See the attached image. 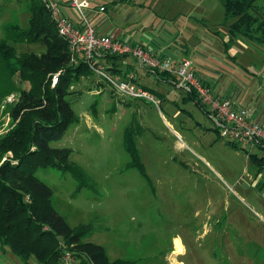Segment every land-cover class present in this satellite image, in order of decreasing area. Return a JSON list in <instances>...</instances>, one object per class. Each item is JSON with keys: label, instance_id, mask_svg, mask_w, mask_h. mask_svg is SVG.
<instances>
[{"label": "rangeland", "instance_id": "obj_1", "mask_svg": "<svg viewBox=\"0 0 264 264\" xmlns=\"http://www.w3.org/2000/svg\"><path fill=\"white\" fill-rule=\"evenodd\" d=\"M92 1L90 7L111 5L108 0ZM26 2L0 0V36L6 22L26 27ZM136 2L140 5L117 3L113 12L121 17L132 11L127 32L138 28L149 47L186 56L202 79H210L208 83L220 86L224 76L225 95L236 91L238 83L256 80L253 66L264 60V46L226 36L233 62L250 67L232 63L222 52L226 29L217 0ZM162 22L180 28L175 43L158 31ZM14 48L17 54L45 50L40 43H17ZM239 68L242 74L237 77ZM229 71L230 75L225 73ZM139 75H143L139 83L150 89L157 104L120 97L92 74L72 85L65 98L78 120L49 146L69 149V160L82 169L88 186L76 191L77 182L69 172L37 167L33 175L50 188L51 206L71 227L90 224L91 232L83 240L100 245L109 260L264 264V166L247 156L259 157L261 151L231 147L217 135L203 110L190 99L183 100L172 84L155 82L150 73L146 80L141 69ZM95 85L104 87L102 94L94 93ZM225 97L246 104L235 95ZM0 121L1 132L7 120L0 116ZM125 127L131 129L143 174L129 167L131 158L122 145ZM174 237L183 247L181 253L172 251L180 250ZM0 264L38 263L32 257L23 262L0 245Z\"/></svg>", "mask_w": 264, "mask_h": 264}, {"label": "trees", "instance_id": "obj_2", "mask_svg": "<svg viewBox=\"0 0 264 264\" xmlns=\"http://www.w3.org/2000/svg\"><path fill=\"white\" fill-rule=\"evenodd\" d=\"M217 1L229 39L238 37L264 46V0ZM25 9L26 27L14 22L1 26L0 116L7 121L0 132V245L23 262L32 257L38 264H65L61 257L68 252L70 264H129L124 259L109 260L100 245L84 241L91 225L69 226L51 206L50 188L33 175L37 167L50 166L69 172L77 182L76 191L88 186L82 169L69 160V149L52 148L49 143L78 120L65 97L91 71L82 59H71L67 42L57 34L42 0H27ZM17 43H40L45 50L17 54ZM226 45L223 42L224 52ZM53 74L56 81L51 84ZM156 75L171 79L165 72ZM182 99L194 101L203 110L192 95ZM122 145L131 158L129 167L143 174L129 127L123 129ZM247 156L264 166L263 156Z\"/></svg>", "mask_w": 264, "mask_h": 264}, {"label": "built area", "instance_id": "obj_3", "mask_svg": "<svg viewBox=\"0 0 264 264\" xmlns=\"http://www.w3.org/2000/svg\"><path fill=\"white\" fill-rule=\"evenodd\" d=\"M42 1L57 34L67 42L71 59H82L91 73L104 81L114 94L158 103L147 89L135 82L133 75L121 76L110 72L100 60L105 54L130 56L150 74L167 73L176 89L185 95H192L201 104L203 112L219 137L241 148H258L264 157V126L250 116L248 108L237 105L231 98L213 94L209 86L198 78L188 58L159 55L143 46L130 44L115 37L112 33L97 34L84 14V0H69L70 6L79 15L78 25H74L61 12L58 0ZM102 9L103 6L98 7V10ZM55 81L56 74H53L51 84ZM69 259L68 252L61 257L65 264Z\"/></svg>", "mask_w": 264, "mask_h": 264}, {"label": "crops", "instance_id": "obj_4", "mask_svg": "<svg viewBox=\"0 0 264 264\" xmlns=\"http://www.w3.org/2000/svg\"><path fill=\"white\" fill-rule=\"evenodd\" d=\"M84 1L86 2V6L84 7V14H85L86 18L88 19V21L90 22V24L93 26V28L97 34L102 35V34L112 33L115 37H118V38H120V39H122V40H124L130 44H137V45L143 46V47L149 49L150 51H152L153 53H156L159 55L169 56L172 58L186 57L182 54H180V55H178V54L175 55L173 53L167 54L164 52V50L156 49L155 47H151V46L149 47L148 45H146L147 41L144 39L143 32L139 33L138 28H136V31L130 30L129 32H127V28H126L125 24H127L133 18L134 14L132 11H130V12H127L125 14H122L121 17H118V13L113 12L114 11L113 10L114 5H116L117 3L119 4V3H123V2H129V3L132 2V4L140 5L139 3L136 2L137 0H108L107 1L108 4H111V5L107 8L105 3L101 4L103 6L102 10H98L99 5L90 7L92 5L91 3L93 2L92 0H84ZM143 2H144V0H142V3ZM58 3H59V7H60L61 12L74 25H78L80 22L79 15L76 12V10L72 6H70L69 0H58ZM115 19H120L119 25H115V23H113ZM158 31H161L162 34H165L167 36V40H170V38H171L170 44H172V43L176 42L175 40H176V38L180 32V28L176 29L173 26L168 28V26L165 27L164 23L162 22V26L159 27ZM226 36L227 35H225V33H223L222 45H221L222 52L227 57H229V59H231L232 63H234L233 62L234 59H233L232 53H231L232 50L230 48H228L227 52H224L223 42L227 41ZM107 57L108 56L103 55L100 58V60L103 62L105 67L110 72L117 73L118 75H121V76H126L128 74H131V75H133L135 82L137 84H139L140 86H142L143 88H145L144 85L139 83V78L143 76V75L142 76L139 75V71H140V69L143 71L146 80L148 78L149 73L144 68L140 67L132 57L126 56V55L125 56H118L115 58H109V59ZM237 61L238 60H235L236 63H234V64H238L239 61H238V63H237ZM239 64L242 68H247V66L250 67V65H246L244 62L239 63ZM257 66H253V68H255V69L252 72V74L255 75L256 80L252 79V80H249L247 82H244L243 84H239V83L236 84L238 86L237 90L236 91L233 90V92L231 91V93H229L227 95H225L226 93L223 92L221 89V88L225 89V85L227 86V83H226L227 80L224 78V76H223V82L221 83L220 86H218L213 81H211V83H208V81H210V79H208V78L202 79L200 77L199 73L196 71L195 67L194 66L193 67H194L195 73L198 76V78H200V80L203 83H205L206 85L209 86V89L211 90V92L213 94H216L219 97H225V96L233 97L235 95L236 96L235 99H240L243 102H246V104L241 105L239 103H236L235 101L234 102L239 106H244V107L248 108L249 112H250V116L253 119L257 120L262 126H264V60H262V62L260 61V63ZM110 67L115 68V70L112 71L111 69H109ZM219 70L223 71V72L225 71L222 68H219ZM244 70H246V69H244ZM213 73L218 75L219 71L213 70ZM225 73L230 75V71L225 72ZM91 74H89V75H91ZM241 74H242V70L239 68L237 70V77H240ZM220 75H223V73H220ZM85 77H89V76L87 75ZM94 77H95L96 82L98 80H101V79L97 78L96 76H94ZM91 78H92V76H91ZM161 81L168 82V83L172 84L171 79L164 80L159 75H156L155 82H161ZM93 88L95 90L94 93H96L98 95L102 94L103 89H104V87H102L100 85H98V86L95 85ZM145 89H147V88H145ZM147 90L150 91V89H147ZM176 90H178V89H176ZM179 92L183 96L185 95L181 91H179ZM192 102L194 103V101H192ZM174 240L178 241V243L180 245V250L177 251L174 249L175 251L172 250L173 253L174 254L181 253L183 251V247H182L179 239L177 237H174L173 242H174ZM177 264H181V263H177Z\"/></svg>", "mask_w": 264, "mask_h": 264}]
</instances>
